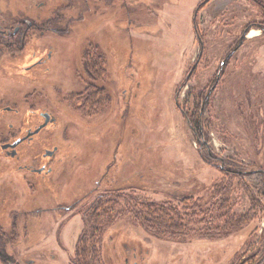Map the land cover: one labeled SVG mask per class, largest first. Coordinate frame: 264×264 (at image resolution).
<instances>
[{
    "label": "rangeland",
    "instance_id": "obj_1",
    "mask_svg": "<svg viewBox=\"0 0 264 264\" xmlns=\"http://www.w3.org/2000/svg\"><path fill=\"white\" fill-rule=\"evenodd\" d=\"M203 1L0 0L1 139L57 117L25 159L0 152V264L84 263L90 219L96 264H264V0ZM142 202L180 211V236Z\"/></svg>",
    "mask_w": 264,
    "mask_h": 264
},
{
    "label": "trees",
    "instance_id": "obj_2",
    "mask_svg": "<svg viewBox=\"0 0 264 264\" xmlns=\"http://www.w3.org/2000/svg\"><path fill=\"white\" fill-rule=\"evenodd\" d=\"M209 0H205L200 4H205ZM264 7V5L262 6ZM264 24V23H263ZM262 24L263 32H264V25ZM249 28V27H248ZM245 31L247 33L248 31ZM244 38V37H243ZM243 40V39H242ZM89 71V70H88ZM90 74V71H89ZM102 94L100 93V90L98 89L97 86H95L92 91H87L86 94L83 96V100L89 99V97L92 99V101L97 100L98 97L101 98ZM88 103V102H87ZM198 121L200 122V111H198ZM228 171V170H224ZM236 172V171H235ZM235 175L242 176V173H237ZM233 184L231 182H219L214 185L213 188V194L211 196L215 197L216 200H213V203L215 206L219 209L226 208L229 205L230 201V191L233 188ZM110 200V199H108ZM146 210L148 211L147 213H157L161 218H156V223H158L161 226V229H164L165 232L169 233H178L181 231L183 232V229H185V224L183 223V217L180 214V211H178L173 205L171 204H164V205H159V204H148L145 202L141 203ZM217 204V205H216ZM158 207V210L155 208ZM208 209H204L203 212H208ZM220 214V212H218ZM143 216L147 217L143 212L141 213ZM140 214V215H141ZM215 212H211L210 216L213 218L215 216ZM93 219L85 221L87 229L81 233L80 236V242L79 244L83 243L82 249L79 250V255L81 256L82 259H84V263L82 264H96V256L98 254L97 251V242H92L94 241L92 238H95L94 232L98 231V227L96 226V223L93 225L92 222ZM232 222V223H231ZM243 223V219H235L233 222V219H231L230 215H227V220H226V229L229 230L230 228L237 227ZM234 224V225H233ZM174 230V231H173ZM176 234V233H175ZM4 232L1 231L0 227V242L2 240H5L4 237ZM173 236V235H171ZM180 236V235H179ZM91 240V241H89ZM77 254V253H76ZM0 259L5 260V261H10L11 255L6 251L5 247H0ZM256 264V260L253 261ZM79 264V263H78Z\"/></svg>",
    "mask_w": 264,
    "mask_h": 264
},
{
    "label": "flooded vegetation",
    "instance_id": "obj_3",
    "mask_svg": "<svg viewBox=\"0 0 264 264\" xmlns=\"http://www.w3.org/2000/svg\"><path fill=\"white\" fill-rule=\"evenodd\" d=\"M10 24L6 25V24H2L0 23V34L2 36H6L8 34L12 35V27L11 25L9 26ZM22 25L19 24L18 26H16L14 28V32H13V35H17L19 33V31L22 30ZM31 28V26H27V30L24 32V33H27L29 31V29ZM24 29V28H23ZM24 42H25V38L23 39ZM2 42V41H0ZM0 51H3V49H0ZM3 55H0V58L2 59ZM53 58V52L52 51H49L48 52V55L45 57V56H41L39 57L36 61L32 62V64H28V65H25L23 67H25V69L27 71H31L33 68L37 67V66H40L42 64H46L48 62L49 59ZM8 61H4L3 62V66L7 69L9 67V64L7 63ZM5 71V70H4ZM3 73L6 74V71ZM13 109L11 106H7L6 107V110H11ZM57 121V117L48 109H45V110H41L39 111V116H38V119L33 122V124H28L27 127L25 129H23V133L22 134H19L18 135V132L19 131H15L14 130V126L15 124L13 123H10V129L12 132H10L9 136H6L5 139H1L3 138L1 133H0V152L1 150L4 151V153H6V155L8 157H11V158H16L18 160L20 159H25L23 153H21L22 150H20V147L21 146H28L29 144L32 143L33 140H35L40 132L45 129L49 124H52L54 122ZM35 123V124H34ZM42 124H45L44 126H42L40 128L39 131L35 132V130L40 127ZM12 133H15L14 135ZM17 133V134H16ZM13 138V139H12ZM20 138H24L20 143H18L15 147H11V146H8L6 148L3 147L4 144H11L13 142H15L16 140L20 139ZM11 139V140H10ZM58 148L57 146H55V149ZM22 149V148H21ZM46 153L43 152V157L42 158H52L56 153L55 150L53 149H50V148H46L45 149ZM37 157V156H35ZM20 167H23L27 170H30L31 172H34V173H42V172H46L49 173L52 169L51 166L48 165V163H42L39 167H36L34 166L32 163H22L20 164ZM250 263L248 264H255L253 261V257L251 256L250 258Z\"/></svg>",
    "mask_w": 264,
    "mask_h": 264
},
{
    "label": "water",
    "instance_id": "obj_4",
    "mask_svg": "<svg viewBox=\"0 0 264 264\" xmlns=\"http://www.w3.org/2000/svg\"><path fill=\"white\" fill-rule=\"evenodd\" d=\"M44 125H45V124H42L40 127H38V128L35 130V132L39 131L40 128H41L42 126H44ZM23 139H24V138H20V139L16 140L15 142L11 143V144H4L3 147H4V148H6V147H8V146L15 147V146H16L18 143H20Z\"/></svg>",
    "mask_w": 264,
    "mask_h": 264
},
{
    "label": "bare ground",
    "instance_id": "obj_5",
    "mask_svg": "<svg viewBox=\"0 0 264 264\" xmlns=\"http://www.w3.org/2000/svg\"><path fill=\"white\" fill-rule=\"evenodd\" d=\"M255 30H252L250 33H249V36H253L256 34V32H254Z\"/></svg>",
    "mask_w": 264,
    "mask_h": 264
}]
</instances>
